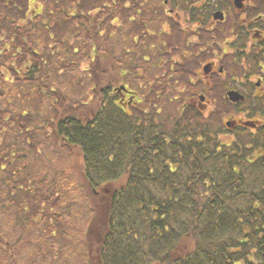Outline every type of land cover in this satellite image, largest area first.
Here are the masks:
<instances>
[{"label":"trees","instance_id":"1","mask_svg":"<svg viewBox=\"0 0 264 264\" xmlns=\"http://www.w3.org/2000/svg\"><path fill=\"white\" fill-rule=\"evenodd\" d=\"M59 1L55 8L64 12L66 23L69 19L85 33V40L73 33L79 45L72 47L71 36L66 35L69 27L59 29L54 41L65 48L62 58L66 56L70 62L65 67L64 60L51 51L54 47L39 50L33 43V33L44 22L35 21L27 30L15 31L16 41L10 37L8 42L22 49L8 55L5 45L0 46V58L13 59L5 68L13 76L6 78L0 71V81L20 86L17 93L10 91L12 97L0 90V97L4 95L8 104L11 98L26 104L20 107L24 112L16 106L14 113L2 110L0 121L8 118L16 127L12 129L16 140L7 145L10 150H23L19 142H25L24 134L18 133H28L26 129L33 123V130H39L28 149L39 143L68 149L78 157L77 168L74 172L61 170L59 180L53 174L47 177L45 170L44 184L32 189L31 177L36 175L30 163L26 164L18 183L27 194L10 209L6 203L14 204L16 160L8 165L0 178V185L9 193L0 194V255L8 260L12 257V244L1 223L12 230L17 226L18 235L33 214L41 213L43 219L50 214L58 222V217L65 218L75 208L85 216V232L74 252L79 256L81 250L85 264H264V96H245L246 119H238L233 140L225 143L218 137L225 128L214 127L215 113L206 117L188 103L167 113L157 104L160 94L156 92L165 93L164 87L155 86L160 80L155 76L145 84L141 78L146 72L144 62H149L148 70L161 69V53L135 43L133 35V49L121 61L111 50L102 53L100 30L122 28V3L113 10L110 3L102 2L91 13L80 6L68 13L61 6L64 0ZM252 12L253 16L264 13V0H253ZM52 25L45 23L43 28ZM255 26L260 28V37L253 40L249 51H236L240 69L250 74L264 69V21ZM116 37V32H110L105 38L113 42ZM83 56L87 61L81 71L87 84L79 81ZM52 57L62 66H54ZM107 57L121 65L117 76L99 87L101 64ZM66 71L72 74L62 79ZM128 90L136 95L131 103L123 95ZM59 196L66 203L61 211L54 208ZM23 204L29 205L28 211ZM46 225L58 227L54 222Z\"/></svg>","mask_w":264,"mask_h":264},{"label":"rangeland","instance_id":"2","mask_svg":"<svg viewBox=\"0 0 264 264\" xmlns=\"http://www.w3.org/2000/svg\"><path fill=\"white\" fill-rule=\"evenodd\" d=\"M17 2L14 4V7H12V3ZM59 0H0V46L3 44L8 49L9 52H7L8 55H11V53L15 52V49L21 50L20 48H15L12 43H9L10 37H12L13 42L16 41L15 37L16 32L18 29H25L27 30L31 23H34L35 21L44 22L43 24L47 23V25L50 26V24H53L50 29L43 28V24L39 26L37 30H35V33H33V43L38 45V49L41 50V47H47L48 49H51V47H54V49L51 51H54L57 56L62 58V55L65 54V48L63 47V44L56 43L54 39L59 36V29L62 30L66 29V26L69 28L67 29L66 35H69L72 37V34H79V39L85 38V33L79 30V27L75 25V23H70L71 21L69 19H66L68 22L66 23L65 18L63 14L58 10V8H55L57 3H59ZM106 3V6L111 4V10L116 9L120 6L121 0H64V4L61 6L65 8V12L71 13L72 10H76L77 6H80V9L83 10H89L90 13L93 8L95 7H102L101 4ZM131 3L135 4V0H130ZM154 2H159L154 1ZM150 3V2H149ZM128 4V3H127ZM51 11L52 15L47 17L46 12ZM41 12L39 15H35V13ZM93 12V11H92ZM125 15H122L123 17L128 18V14L130 15L133 13V6L131 5V11L124 9ZM135 13V17H136ZM134 15V13H133ZM30 17L32 18L31 20ZM46 20V21H45ZM64 21V22H63ZM117 22V20H115ZM149 19L147 20V22ZM160 21V19H158ZM38 22V23H39ZM56 22L58 25H56ZM128 22V21H127ZM135 21L131 20L128 22V25L123 24L122 17L119 18V24H123V28L117 27L115 31H109L108 27H104L100 31L102 32V36L100 38V44L102 45L101 48L104 49V52L109 53V50L114 52L113 55L116 56L120 61L122 60V57L126 56L129 52L133 49V43H132V37H136L138 32H135ZM152 28L156 30L158 28L157 20L154 22L151 20ZM43 25V26H42ZM48 26V27H49ZM2 27V28H1ZM108 28V29H107ZM221 29V33H223V29ZM151 30V27H147L146 31L149 33ZM58 31V32H57ZM115 33L117 34V37L112 42L108 41L105 37L107 33ZM219 33L218 35H221ZM133 35V36H132ZM240 38L242 39L243 36L241 34ZM52 36V37H51ZM69 38V43H71L72 47L78 46L79 43L74 41V38ZM148 37V36H147ZM221 37V36H220ZM151 37L146 38V42L148 43L150 41ZM176 39V37H174ZM230 39V38H229ZM85 40V39H84ZM73 42V43H72ZM112 42V43H111ZM113 46L116 47V50H112ZM221 46L222 51H228L223 54H219V57L217 61L220 65L223 67L224 73L223 75L215 76L210 82H208L206 77L203 74L201 63L199 64L197 62L196 58L191 57L184 58L183 61V70L186 72V78L184 77L182 79L183 84L175 82L172 80L169 82V76L166 74H169L168 68V61L166 56H164V64L161 66L160 62L158 65L161 67V69L152 68L148 70L149 62L145 63L144 65L146 67V74L141 78L142 82L145 81V84L152 80L153 76H156V78L161 77L160 83H158L156 88L164 90V96L161 92V90H158L156 93L160 94V97L157 99V104H159L160 107H163L167 113H173V109L175 107H178L181 103H188L194 105L197 109L202 111L203 115L207 117V115L215 113L213 116L214 118V127L216 128H225L223 132L218 133V137L221 141L225 143H230L231 140H233V132L234 129H229L230 127L226 126V121L231 120H237V119H246L247 108H248V102H238L236 103L235 107L232 105V102L225 98L223 95L228 89H237L241 92V94L248 93V89L250 88V83H247L248 76L243 77V73L247 74L246 71L243 72V70L240 69V64L238 62V58H236L237 53L234 52L233 49L230 47H226L223 44V40L221 39ZM68 47V45H67ZM239 47V46H238ZM126 50V51H125ZM126 52V53H125ZM221 52V50H220ZM208 57L206 59H210L209 52L207 53ZM243 57V56H242ZM54 57L50 58L54 66H62L70 67L68 64L70 62L66 61L65 58L64 61L61 63L59 61H55ZM163 59V56L161 57ZM86 58L83 56L81 59L82 61L79 63V71L86 66L85 60ZM105 60L102 62V79L100 82V85L98 83L99 87H102L104 83L108 80V78L113 79L117 76L118 68L121 65V62L119 60H114L110 58H104ZM12 60L13 59H9ZM9 60H6L5 57L0 58V71H3L4 76L7 78L9 75L12 77L13 74H10L11 71H6L5 68H7L6 64H8ZM58 60V59H57ZM68 60V59H67ZM50 60H47V63H49ZM236 63V64H235ZM241 63V61H240ZM29 66V63H28ZM53 66V65H52ZM23 71H26V65H21ZM82 67V68H81ZM25 68V69H24ZM66 70V69H64ZM65 77H62V79H68L70 78L72 72L66 71ZM80 77H82V80H79L83 84H87L86 77L84 76L83 72H79ZM36 74V73H35ZM234 79V80H232ZM164 80V81H163ZM113 82V80H112ZM119 84V83H118ZM116 84V85H118ZM169 85V86H166ZM19 84L16 83H9L5 81H0V90L4 92V95H8L12 97V94L10 91H16L19 89ZM249 86V87H248ZM14 88L15 90L11 89ZM241 90H246L242 92ZM23 92V91H21ZM85 92H83L84 95ZM146 94V93H145ZM204 97V100H200V95ZM0 97V114L2 110L10 111L14 113V107H18L19 112H24L26 104L25 102H21L15 99L11 98L10 103L8 104L6 101L5 96ZM83 95L81 97H83ZM148 95V94H146ZM248 95V94H247ZM91 96V95H90ZM18 97V96H17ZM92 98H95L92 97ZM4 120V119H3ZM33 120V118H31ZM6 123V124H5ZM239 123V121H238ZM30 123L27 127L26 131H19L18 134L23 132L22 139H24L25 142H19L20 147H23L22 151H19L17 148V151L10 150V148H7L9 146H12L14 143L15 137V125L13 122L8 123V118L4 121H0V176L5 174V171H7L8 165H10L11 162L16 160V168L17 172L15 174L14 183H16V188L12 191V196L14 197V204L6 203V205L12 209L17 203V199H22L25 197V194L23 193V187L19 184L22 180V177L24 176L25 165L30 163V168L35 172V175H32L31 180V188L35 189V187L39 186L40 188L42 184H44V171L47 173V177L53 176L56 177V180H59L60 178V171L70 170L74 172V170L77 168L76 163L78 158L75 154L70 153L68 149H59L56 145L48 144H38L36 147H30L28 149L27 144L32 141V138L35 135H38V130H33V126H31ZM41 138V136H40ZM39 139V137H38ZM47 146V147H45ZM21 155V156H20ZM25 155V156H23ZM23 156V157H22ZM21 157V158H20ZM18 158L21 159L18 160ZM42 165V167L40 166ZM46 165V168L43 166ZM50 168H49V167ZM54 168V169H53ZM10 171V170H9ZM38 175V176H37ZM2 178V176L0 177ZM51 178V177H50ZM43 181V182H42ZM19 182V183H18ZM7 187L0 185V194L4 192V195L7 196L9 194L7 192ZM43 192V190H42ZM59 195V194H57ZM66 203H64V199H59L55 203V210L61 211L65 207ZM83 205H87L85 202ZM50 204H47L45 206V210L49 208ZM23 209L25 211L29 210V205L23 204ZM79 210V209H77ZM77 210L73 208L70 210V212L65 215L64 217H58V222L54 218H50V214H46L47 216L43 219V216L41 213L33 214L26 222H25V229H20V234L17 235L16 230L17 226L12 230L10 226H3V223H1V227L7 231V240L12 244L11 246V254L12 257L10 260L6 259L4 255H0V264H85L84 261L81 258V250L80 255L78 256L75 252V246L78 242L79 238L83 237V234L85 232L84 228V222H85V216L81 214L80 212L77 213ZM81 210V209H80ZM79 210V211H80ZM2 218V217H0ZM47 223H57L58 227H47ZM61 225V227H59ZM11 231V234L9 235V232ZM15 235L17 237H15ZM63 236V237H62ZM62 242V243H61ZM10 245V244H9ZM76 251H78V247H76ZM81 249V248H80ZM239 264V263H236Z\"/></svg>","mask_w":264,"mask_h":264},{"label":"flooded vegetation","instance_id":"3","mask_svg":"<svg viewBox=\"0 0 264 264\" xmlns=\"http://www.w3.org/2000/svg\"><path fill=\"white\" fill-rule=\"evenodd\" d=\"M154 1L158 0H135V4L131 3L130 0H125L121 4L119 16L126 18L122 16V14H126L123 13L124 9L131 11V5L133 6L134 15L133 13L128 14L125 24L128 25L127 21L129 20L135 21L133 22L135 32L139 28L137 36L134 37L135 43L140 42V46H147L149 51L155 54L161 53L163 59L161 56L158 60L161 66H163L164 56H166L167 69H169V74L166 75L169 76V82L174 80L183 84L182 79L186 78V72L183 70L182 64L184 58L191 57V55L197 59L199 64H202V75L206 77L205 80L210 82L215 76H222L224 73L222 65L217 61L219 57H214L228 52L222 51L221 39L223 44L233 49L234 52H246L250 50L253 40L260 37V28L254 27V24L264 21V13L252 15L253 0H243L240 8L234 6L233 0ZM135 13H137L136 17ZM151 20L154 22L157 20L158 28L156 30L153 29ZM236 22L239 23V27ZM123 24L121 25L122 28ZM147 27H151L149 33L146 31ZM220 28L223 29L224 34L222 35L215 32L216 30L220 32ZM239 34L243 36L242 39ZM140 35L142 39L139 37ZM147 36L151 37L148 43L146 42ZM205 52L206 54L209 52V56L212 57L206 59L208 54L206 55ZM153 62V65H157L156 61L153 60ZM205 66L207 67L206 72ZM246 75L250 88L248 93H243L244 96L247 94L252 97L264 96V69L252 74L243 73V77ZM160 79L158 78V80ZM123 95L124 98L128 99V103H131L132 98L136 96L134 92L130 93V91L123 92ZM237 121L238 119L235 120L230 129L239 125Z\"/></svg>","mask_w":264,"mask_h":264},{"label":"water","instance_id":"4","mask_svg":"<svg viewBox=\"0 0 264 264\" xmlns=\"http://www.w3.org/2000/svg\"><path fill=\"white\" fill-rule=\"evenodd\" d=\"M242 2L243 0H233L234 6L237 8L242 7ZM205 72L207 71V67H204ZM225 98L228 99L229 101L233 102V103H237L241 102L244 100V95L241 94L239 91L235 90V89H229L225 92ZM199 99L202 101L204 100V97L199 95ZM234 121H226V126L232 127V125H234Z\"/></svg>","mask_w":264,"mask_h":264}]
</instances>
